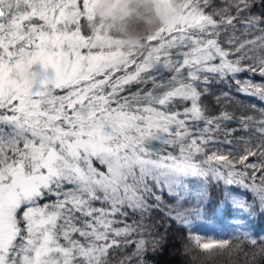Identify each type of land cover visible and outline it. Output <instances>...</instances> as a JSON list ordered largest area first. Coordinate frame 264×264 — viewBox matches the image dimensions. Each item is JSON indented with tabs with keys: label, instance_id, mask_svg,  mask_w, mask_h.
I'll use <instances>...</instances> for the list:
<instances>
[{
	"label": "snow or ice",
	"instance_id": "obj_1",
	"mask_svg": "<svg viewBox=\"0 0 264 264\" xmlns=\"http://www.w3.org/2000/svg\"><path fill=\"white\" fill-rule=\"evenodd\" d=\"M255 7L264 0H184L147 53L125 55L82 34L90 0L82 9L78 0H0V264H147L164 237L143 221L163 211V190L194 194L198 216L213 188L243 231L235 243L197 236L194 245L234 254L232 264H264V238L245 223L264 213V119L213 115L202 102L214 80L264 76V11ZM237 91L264 101V85Z\"/></svg>",
	"mask_w": 264,
	"mask_h": 264
},
{
	"label": "trees",
	"instance_id": "obj_2",
	"mask_svg": "<svg viewBox=\"0 0 264 264\" xmlns=\"http://www.w3.org/2000/svg\"><path fill=\"white\" fill-rule=\"evenodd\" d=\"M112 1L114 6L108 8L109 13L104 19L110 26L108 27V33L115 36L114 38L120 37V39L124 40L120 48L125 50L126 55L147 53L150 47L148 38L169 27L179 18L178 5L181 2L184 8V0H167L166 4L172 9V11L168 12L169 16H171L169 20V16L166 18L165 15L160 18L156 12L154 0ZM211 3L213 7H224L226 0H211ZM78 4L82 9V0H78ZM261 11H264V9L259 7L253 9L256 15H260ZM98 21V17L93 16L88 25L86 19L82 17V34L90 35ZM261 26L264 27V25ZM237 81H240V84H237ZM249 82L255 85H264V76L259 71L251 72L245 70L235 74V76L230 75L223 80H214L210 85L209 93L202 97V102L208 106L210 114L218 115L220 111L227 110L234 113L237 117L244 114L252 116L254 121L258 122L260 119H264V115H262V112H264V101L257 96L237 91L238 87ZM136 87V85H132L131 89L134 91ZM224 93H227V96ZM217 97H219V102H217ZM228 126L233 128L240 127L235 121ZM255 126L253 124V127ZM235 135L242 137L245 141L251 138L253 143L257 140L254 133L238 132ZM224 147L239 148L241 145H225ZM94 166L98 168L95 161ZM229 188L236 195L243 196L249 201L254 200L252 193L239 186L233 185L229 186ZM161 195L163 211H153L150 217H146L143 221L146 225L152 226L153 233L157 235V238L159 236L164 237L160 248L154 253L149 252L147 254V264H232L235 261L236 257L234 254L230 256L228 252L221 251L218 248L202 250L196 247L194 238L200 237L202 243H211L222 239H229L235 243V235L238 229L221 232L215 238H208L205 237L204 233H200V230L195 226L182 224L176 219L177 214H180L186 219L218 223L223 217H239L240 214L232 210L230 204L222 203L219 190L215 188L210 190V199L201 206L198 216L196 215V208L200 205V201L195 195H186L181 199L178 196L169 194L167 189H164ZM48 200H53V197H49ZM245 223L249 225L251 234L258 241L264 238V213H261L259 209ZM239 230L243 231L240 228ZM133 239H136V237H133ZM132 250H134V245H129L127 251L131 252ZM245 250L249 252V256L254 251L251 248H246Z\"/></svg>",
	"mask_w": 264,
	"mask_h": 264
},
{
	"label": "rangeland",
	"instance_id": "obj_3",
	"mask_svg": "<svg viewBox=\"0 0 264 264\" xmlns=\"http://www.w3.org/2000/svg\"><path fill=\"white\" fill-rule=\"evenodd\" d=\"M117 1V0H116ZM120 1V0H118ZM156 3V12L162 18L164 15L166 18L169 16V11H172L171 7L166 4L167 0H154ZM112 6H114V2L112 0H90V14L91 16H97L98 22L94 27L93 33L104 38L105 40L111 42L113 47L119 51H121L123 54L126 55V52L124 49L120 48L121 43L124 41L123 39L114 38L115 36H112L110 33H108V26L109 23L106 22L104 17L109 13V9ZM171 19V16H169V20ZM86 51V50H85ZM97 162L98 169L101 171H106V168L104 165L100 164L99 161ZM194 195V194H193ZM53 199H55L53 197ZM45 202H51L50 200L47 201H41V203ZM239 217L231 216L228 218L223 217L220 222L218 223H212V222H206L202 220H193V219H187L190 223H187V225L195 226L200 230V233H204L205 237H216L217 234L221 232H228L232 229H239L240 225L237 223Z\"/></svg>",
	"mask_w": 264,
	"mask_h": 264
},
{
	"label": "clouds",
	"instance_id": "obj_4",
	"mask_svg": "<svg viewBox=\"0 0 264 264\" xmlns=\"http://www.w3.org/2000/svg\"><path fill=\"white\" fill-rule=\"evenodd\" d=\"M184 12V8H183V5H182V2L180 5H178V14L182 15Z\"/></svg>",
	"mask_w": 264,
	"mask_h": 264
}]
</instances>
